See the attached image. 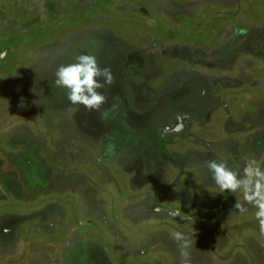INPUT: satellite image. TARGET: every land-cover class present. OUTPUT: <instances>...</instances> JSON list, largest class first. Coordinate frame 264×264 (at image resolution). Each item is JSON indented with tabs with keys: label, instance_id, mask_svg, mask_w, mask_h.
Instances as JSON below:
<instances>
[{
	"label": "rangeland",
	"instance_id": "obj_1",
	"mask_svg": "<svg viewBox=\"0 0 264 264\" xmlns=\"http://www.w3.org/2000/svg\"><path fill=\"white\" fill-rule=\"evenodd\" d=\"M81 54L114 77L98 110L55 84ZM187 76L224 102L162 158L134 127ZM210 160L264 170V0H0V264H264Z\"/></svg>",
	"mask_w": 264,
	"mask_h": 264
},
{
	"label": "clouds",
	"instance_id": "obj_2",
	"mask_svg": "<svg viewBox=\"0 0 264 264\" xmlns=\"http://www.w3.org/2000/svg\"><path fill=\"white\" fill-rule=\"evenodd\" d=\"M55 75V84L67 90L68 101L88 110H98L105 103L106 97L99 89L114 82L110 68H101L96 57L88 54L78 55L74 63L59 66ZM205 167L219 192L242 193L243 201H237L235 209L245 212L248 205L257 209L255 217L259 232L264 235V170L251 160L244 166L242 175L229 168L223 160L206 161ZM182 255L186 253L182 251Z\"/></svg>",
	"mask_w": 264,
	"mask_h": 264
},
{
	"label": "flooded vegetation",
	"instance_id": "obj_3",
	"mask_svg": "<svg viewBox=\"0 0 264 264\" xmlns=\"http://www.w3.org/2000/svg\"><path fill=\"white\" fill-rule=\"evenodd\" d=\"M156 44V43H155ZM183 70L186 69H193V66H187L182 67ZM185 76V75H184ZM202 78V77H201ZM198 77H185L180 85H178V88H176L178 91L175 90V92L170 91L167 96L159 97L156 100V103L159 102L158 105H151L149 104L146 107V110L148 113H146V117H148V121H151L153 124H151L150 127H143L140 128L138 126V122L136 121L135 116L132 115V119L137 122L135 129L137 131H150V132H144L143 134L146 137L144 140V145L148 146V151L152 147H159V149L162 150V158H170L167 152H164L166 150V146L168 145L164 140L166 139V136H172L177 134H182L181 132H188L191 136L197 135V129H199L196 124L198 123V120L202 118L203 116L207 115L209 112L214 110L216 107H218L220 104L224 102L221 95H215L212 93L211 88L209 87L210 82H206L205 77H203L202 81L199 82ZM212 79V78H211ZM237 79L230 85L235 86ZM214 84H218V87L220 86V82L217 81L213 82ZM217 86V85H216ZM207 87V88H206ZM234 95V94H233ZM236 95L232 96L233 99H230V101L233 103V106L237 102V99L235 98ZM240 96V94H239ZM149 99L151 97L147 96ZM235 98V99H234ZM235 100V101H234ZM161 103V105H160ZM117 105V104H116ZM131 105V106H130ZM226 105V102H225ZM115 107V105H114ZM113 107V108H114ZM118 107H116L114 112L111 113H120L118 111ZM125 112H130L133 109L132 104H128L125 107ZM121 112V113H125ZM228 113V112H227ZM228 118L224 124V128L227 127V121L230 122L232 118ZM128 115L125 114V117ZM249 112L248 110H241V116H243V120L247 119ZM143 113L141 114V117H144ZM138 120V119H137ZM233 121V120H232ZM196 123V124H195ZM131 126V125H130ZM132 127V126H131ZM133 129V128H132ZM135 131V130H134ZM137 133V132H136ZM154 135L157 136V139H154ZM123 136V135H122ZM127 139L128 135L126 134ZM139 138V137H138ZM181 138V137H179ZM198 138V137H196ZM126 139V140H127ZM137 139V138H136ZM184 142V141H183ZM187 141L185 140V143ZM122 145H131V142L129 141L124 142ZM138 146V145H137ZM139 151V150H137ZM188 151V150H187ZM187 156V154H186ZM185 159L182 158L181 161H184Z\"/></svg>",
	"mask_w": 264,
	"mask_h": 264
}]
</instances>
